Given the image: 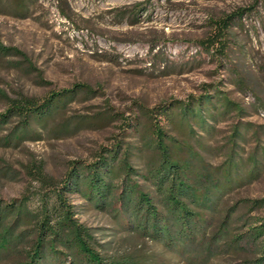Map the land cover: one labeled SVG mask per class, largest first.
Masks as SVG:
<instances>
[{
    "label": "rangeland",
    "instance_id": "rangeland-1",
    "mask_svg": "<svg viewBox=\"0 0 264 264\" xmlns=\"http://www.w3.org/2000/svg\"><path fill=\"white\" fill-rule=\"evenodd\" d=\"M241 9L247 10L224 41L226 54L214 49L207 52L200 42L213 32V21ZM0 44L23 53L0 57V112L9 99L44 97L74 84H87L98 91L96 96H81L58 121L91 118L97 113L124 117L80 128L63 138L27 141L18 148L0 144V197L5 200L28 195L29 206L36 211L39 195L46 190L34 174L38 166L60 178L70 161H92L102 145L119 139L124 145H140L141 136L124 121L140 115L142 106L187 101L212 94L215 86L247 109L243 122L260 130L259 141L250 132L248 141L240 142L241 157L246 158L258 145L264 148V110L256 108L254 95L264 100V0H40L29 18L0 15ZM235 71L243 85L238 84ZM235 122L227 118L216 125L213 137L203 139L205 148L196 145L213 169L226 159ZM133 161L144 169L143 159ZM261 198L264 166L257 179L222 196L217 215L233 207L234 227L243 231L247 223L264 216L263 207L252 209L248 202ZM70 200L77 218L105 243L101 250L106 257L127 256L145 264H193L192 259L159 243L118 232L111 213L92 207L80 195H71ZM248 248L240 256L225 252L206 264L253 257Z\"/></svg>",
    "mask_w": 264,
    "mask_h": 264
},
{
    "label": "trees",
    "instance_id": "trees-1",
    "mask_svg": "<svg viewBox=\"0 0 264 264\" xmlns=\"http://www.w3.org/2000/svg\"><path fill=\"white\" fill-rule=\"evenodd\" d=\"M39 2L0 0V15L29 18ZM245 10L214 20V30L201 40L202 47L226 54L224 41ZM21 54L0 44V57ZM235 75L243 85L240 74L235 71ZM97 92L87 84H74L44 97L9 99L0 112V133L14 124L0 137V144L18 148L27 141L63 138L83 127L122 120L120 113H97L91 118L58 121L81 96L92 98ZM254 95L256 108L264 110V100ZM247 113L240 102L215 86L212 94L192 96L187 101L142 106L140 115L124 121L141 136L140 145H124L122 139L102 145L92 161H70L60 178L45 174L43 166H38L34 174L46 190L39 195L36 211L30 208L28 195L11 200L0 197V264H145L127 256L103 255L105 243L76 216L70 200L75 194L92 207L111 213L118 232L159 243L192 259L193 264H206L225 252L240 256L245 246H250L248 252L253 251V257L230 264H264V216L237 232L233 207L217 215L225 193L262 174L263 147L258 145L246 158L239 153L240 142L246 143L250 132L260 139V130L242 121ZM227 118L236 119L228 136L229 149L225 161L213 169L196 145L205 148L203 139L213 137L216 125ZM134 158L144 160V169L135 166ZM248 202L252 209L264 208V198Z\"/></svg>",
    "mask_w": 264,
    "mask_h": 264
}]
</instances>
